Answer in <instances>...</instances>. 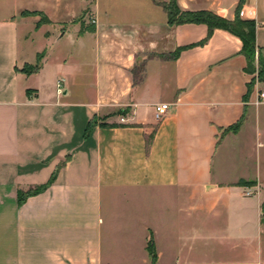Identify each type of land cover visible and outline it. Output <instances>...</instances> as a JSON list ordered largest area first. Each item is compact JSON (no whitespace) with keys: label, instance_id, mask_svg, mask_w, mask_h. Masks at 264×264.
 <instances>
[{"label":"crops","instance_id":"0c3cea01","mask_svg":"<svg viewBox=\"0 0 264 264\" xmlns=\"http://www.w3.org/2000/svg\"><path fill=\"white\" fill-rule=\"evenodd\" d=\"M176 2L227 19L239 7V17L255 23L264 58V0ZM26 11L47 22L36 26L40 16ZM207 30L204 23L168 25L155 0H0V264H195L174 241L172 255H163L167 235L157 238L154 215L117 210L118 199L156 195L165 232L169 196L181 201V212L185 200L187 211L208 217L197 223L210 230L196 235L208 242L219 240L220 202L235 197L241 204L225 203L227 235L246 252L233 264H264V101L255 104L264 80L245 71L241 40L230 32L215 28L193 44ZM160 103L169 108L156 118ZM240 119L236 132H223ZM247 133L260 149L257 172L223 180L215 154ZM53 171L47 188L17 202L19 190L45 183ZM240 179L255 184L239 186ZM254 195L256 205L244 203Z\"/></svg>","mask_w":264,"mask_h":264},{"label":"rangeland","instance_id":"374dc122","mask_svg":"<svg viewBox=\"0 0 264 264\" xmlns=\"http://www.w3.org/2000/svg\"><path fill=\"white\" fill-rule=\"evenodd\" d=\"M261 89H264V85ZM258 151H260V149L256 145V140L253 135H249L248 133L239 141H227L214 156L213 166L215 167V173L223 180L255 174V172H257L256 166L259 165L256 163ZM260 166L261 178L264 183L263 161ZM253 194L254 191L252 190L244 192V195L247 196ZM159 196L160 195H156L155 201L154 197L150 196L149 198H142L139 201L129 202L131 204L127 201L118 199L116 205L117 210L121 213H131L133 209L135 215L139 212L141 216L150 214L157 218L153 221L156 224L155 230L157 231V238L162 242L166 237L165 235H167V250L163 251V255L167 256V258L172 255V243L174 242L177 243L179 253L183 250L181 253L183 260L186 262L188 259L189 263L194 262L195 264H233V262L239 258L238 255H243L246 252L244 243L234 244V242L228 239L229 236L227 235V231L233 229L229 228L227 222L225 203L241 204L235 197L227 198V201L220 202L218 216L214 218L215 231L219 235V240L208 242L206 240H196L198 230L200 234H205L210 230V225H199L197 223L198 217L200 218L202 216L205 220H207L208 217H204V214H198L192 210L187 211L185 200H183L182 206L185 211L181 212L179 209L181 201L174 200V198L169 196H167V232H165L163 222L159 219L163 216L164 212V203L158 201V198L161 200ZM256 198V195L251 196L246 199L244 203L248 206H254L256 205ZM135 228H137V226ZM136 231L140 232L139 234L138 232L136 233L138 235L142 233L140 227L137 228ZM150 234L152 235L151 232L149 236ZM234 247L237 248L234 249ZM192 248H194V250L191 251ZM240 258L243 260V257Z\"/></svg>","mask_w":264,"mask_h":264},{"label":"trees","instance_id":"16d2710c","mask_svg":"<svg viewBox=\"0 0 264 264\" xmlns=\"http://www.w3.org/2000/svg\"><path fill=\"white\" fill-rule=\"evenodd\" d=\"M155 2L160 5L163 10L166 12L167 15V24L174 25V24H183V23H204L207 25V34L206 36L198 41L197 43L193 44H204L207 39L210 37L213 29L221 28L224 29L231 34L237 36L242 43V47L240 53L245 57L246 65L245 71L250 73L256 72L257 80L263 81L264 80V58L257 50V46L255 44V23L253 20H246L242 19L238 15L239 7H237L236 15L233 19H227L222 16L215 14L209 10H184L181 9L176 0H167L166 2H160L155 0ZM23 14L33 13L38 14L40 16L39 21L36 23V26H39L43 22H47V18L39 12H22ZM193 44L184 45L177 47L172 53L168 54L167 57H176L179 52L187 47L192 46ZM38 67V63L35 66L28 67V70H34ZM254 84V80H251L246 87V92L243 95L244 100H247L249 94L252 91V87ZM242 119L238 120L234 124L228 126L223 132H236ZM55 178V171H53L48 178V180L38 185L34 188L28 189L26 191L19 190L17 192V202L20 204L22 203L27 196L37 194L47 188ZM239 186H251L255 184L254 180H244L240 179L236 183ZM147 251L151 256V259L154 261L156 257V253L154 250V242L152 235L150 234L149 239L147 240L146 245Z\"/></svg>","mask_w":264,"mask_h":264},{"label":"built area","instance_id":"2783aa9c","mask_svg":"<svg viewBox=\"0 0 264 264\" xmlns=\"http://www.w3.org/2000/svg\"><path fill=\"white\" fill-rule=\"evenodd\" d=\"M88 1H89V3H92L94 0H88ZM87 20H88V23H91V24L95 23V18L93 16H89L87 18ZM63 83H64L63 78L57 79L56 87H57V90L59 92L62 91ZM263 101H264V89L260 88V89L257 90V98L255 100V104L261 103ZM168 108H169V103H160V104L156 105V107H155V117L159 118V117L163 116L167 112Z\"/></svg>","mask_w":264,"mask_h":264}]
</instances>
